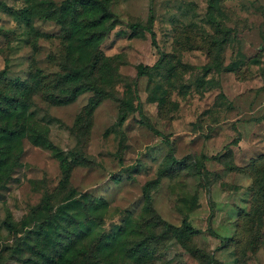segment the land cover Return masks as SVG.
Segmentation results:
<instances>
[{
    "label": "rangeland",
    "instance_id": "obj_1",
    "mask_svg": "<svg viewBox=\"0 0 264 264\" xmlns=\"http://www.w3.org/2000/svg\"><path fill=\"white\" fill-rule=\"evenodd\" d=\"M78 1L0 0V264H264V0Z\"/></svg>",
    "mask_w": 264,
    "mask_h": 264
},
{
    "label": "trees",
    "instance_id": "obj_2",
    "mask_svg": "<svg viewBox=\"0 0 264 264\" xmlns=\"http://www.w3.org/2000/svg\"><path fill=\"white\" fill-rule=\"evenodd\" d=\"M71 3H77L79 2L78 0H70ZM79 7H81V9L83 10V12L85 14H89L92 13L98 9V7L100 6V3H97V1L95 0H88V1H82L81 3L78 4ZM25 19V18H24ZM23 19V20H24ZM98 21H94V22H90V24L94 25L97 24ZM27 23V22H26ZM137 25H133L132 28H137ZM148 32L150 33V35L152 37H154V34L152 32L151 29H148ZM8 110H0V113L2 115L6 114ZM8 133L12 136V137H20L21 135H23L22 133H17V131H8ZM257 162L255 160H252L250 162V164L247 167H244V170L246 172H253L257 166L256 164ZM262 194L261 197H264V186L262 187ZM187 230L190 232V229L187 228ZM122 233V230H119L118 235H120ZM88 234V230L87 228H83V230L76 235L75 240L73 241H69V242H64V247L62 250H56L52 256H50L49 258V263L50 264H75L76 261V255L74 254V248L77 246V244L79 242H81V240H84L86 235Z\"/></svg>",
    "mask_w": 264,
    "mask_h": 264
}]
</instances>
